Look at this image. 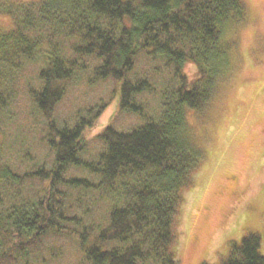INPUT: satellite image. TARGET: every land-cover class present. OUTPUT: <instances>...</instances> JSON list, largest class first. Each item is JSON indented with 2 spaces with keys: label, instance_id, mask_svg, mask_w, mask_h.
<instances>
[{
  "label": "trees",
  "instance_id": "16d2710c",
  "mask_svg": "<svg viewBox=\"0 0 264 264\" xmlns=\"http://www.w3.org/2000/svg\"><path fill=\"white\" fill-rule=\"evenodd\" d=\"M246 14L242 0H0L12 24L0 28V130L23 92L51 154L30 168L20 144L4 154L0 264H179L183 192L202 161L186 110L214 98L234 45L226 34ZM140 60L155 67L139 71ZM90 78L112 81L118 112L140 120L118 130L114 117L96 146L83 133L106 102L61 112ZM219 264H264L260 237Z\"/></svg>",
  "mask_w": 264,
  "mask_h": 264
},
{
  "label": "rangeland",
  "instance_id": "374dc122",
  "mask_svg": "<svg viewBox=\"0 0 264 264\" xmlns=\"http://www.w3.org/2000/svg\"><path fill=\"white\" fill-rule=\"evenodd\" d=\"M242 1L246 19L226 34V40L230 38L234 45L214 98L202 109H187L185 114L202 161L193 175L192 187L183 192L175 243L179 264H219L232 244L251 233L260 237V253L264 256V0ZM11 27L10 18L0 15V28ZM145 63L155 67L140 60L137 70H151ZM185 71L191 79L196 76L194 67H185ZM113 87L110 80L90 78L89 84L68 86L61 101V112H68L69 104L74 105L71 109H85L106 102L83 133L91 144L94 140V146L96 137L114 117L118 130H129L140 123L136 115L118 112V94L112 93ZM27 105L22 92L9 116L12 118H7L0 130V166L10 161L4 154L13 152L18 144L21 154L32 156L24 168L51 159L45 147L37 143V132L42 130L38 122L32 123Z\"/></svg>",
  "mask_w": 264,
  "mask_h": 264
}]
</instances>
